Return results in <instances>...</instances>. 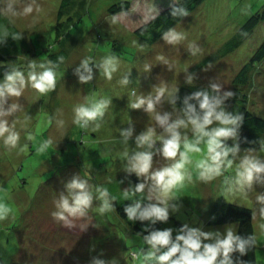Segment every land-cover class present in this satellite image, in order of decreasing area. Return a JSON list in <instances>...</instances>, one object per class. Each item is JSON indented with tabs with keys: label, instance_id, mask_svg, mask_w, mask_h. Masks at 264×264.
Wrapping results in <instances>:
<instances>
[{
	"label": "rangeland",
	"instance_id": "rangeland-1",
	"mask_svg": "<svg viewBox=\"0 0 264 264\" xmlns=\"http://www.w3.org/2000/svg\"><path fill=\"white\" fill-rule=\"evenodd\" d=\"M61 1L35 0L40 5V11L37 13L34 10L28 16L0 14L23 32L24 38L37 52L36 57L22 53L18 55V60L11 59L14 66L26 69L28 61L33 59L46 62L51 60V52L61 49V35L58 37L57 32ZM118 1L86 0L83 4L80 0H73L64 17L66 19L69 14L73 17V23H69L67 30L70 35L66 37L72 49L57 68L55 89L39 94L37 90L26 87L21 97L9 98L8 104L19 102L22 105L15 117L9 119L18 117L24 123L25 116L28 117V128L21 130L20 144H29V149L27 152H20L19 148L8 149L0 139V198L12 209L6 219L0 220V259L5 264L13 259L29 264H91L94 257L116 258L119 264H138L131 253L147 247L143 244V236L133 233L115 210L100 214L99 201H94L85 217L73 218L70 224L57 221L52 216L55 200L65 190V182L76 174L87 175L94 188L120 174L112 176L109 172H125L119 154L125 147L132 151L136 146L135 135L155 125L150 113L130 108V100L134 99L133 90L136 95H147L161 83L178 88L183 84L210 86L215 82L222 86V91H231L239 68L264 42L263 21L225 57L201 65L203 59L219 50L251 14L264 9V0H205L175 26L186 34V39L168 44L162 37L153 45L137 37L121 22L110 23L113 14L108 12V7ZM131 1L133 10L130 17L134 25L148 21L163 5L162 0ZM29 2L32 0H14L19 9ZM193 42L199 46L196 55L189 50ZM109 54L116 55L120 62L111 80L97 67V62ZM159 55H163L168 63L159 61ZM88 56L95 60L90 65L93 79L83 83L77 69L80 68V61ZM146 63L152 66L150 71H145ZM186 74H193L192 83L186 80ZM124 76L129 80L126 86L119 83ZM254 76L251 107L264 116V62ZM103 97L112 99L103 119L92 122L87 129L73 122L76 105L86 103L89 98ZM158 110L172 112L173 106L165 99ZM58 119L64 121L63 127H57ZM50 120L52 123H49ZM96 123L100 124L99 128L95 127ZM130 127L135 129L134 136L125 146L120 129ZM26 131L35 135L36 140H27ZM157 131L162 129L157 126ZM49 137L53 138L54 144L47 152L37 153L34 145ZM156 146L159 147L160 142ZM249 148L241 147V154ZM256 150V154L264 158V151ZM165 162L162 156L154 157V167ZM192 176V181L186 182L178 193L176 202L180 204L179 210L170 215L205 231H224L228 226L237 231V222L208 224L211 214L220 211L227 202L249 206L256 212L259 205L255 197L258 192L264 193V185L256 184L247 198L236 194L228 200L221 195L222 177L201 181L194 167ZM254 227L257 264H264V219L258 212L254 215ZM166 228L174 230L170 223L163 229Z\"/></svg>",
	"mask_w": 264,
	"mask_h": 264
},
{
	"label": "clouds",
	"instance_id": "clouds-1",
	"mask_svg": "<svg viewBox=\"0 0 264 264\" xmlns=\"http://www.w3.org/2000/svg\"><path fill=\"white\" fill-rule=\"evenodd\" d=\"M34 10L38 13L40 5L32 2L26 3L22 9L15 6L14 0H0V14L10 17L28 16ZM127 11L111 15L110 23L117 24ZM171 14L174 17L187 16L189 13L184 7L173 5ZM20 40L21 31H13L8 26L0 24V44L5 43L8 37ZM163 39L168 44H176L186 39L184 32L176 27L163 33ZM192 55L199 52V46L194 42L189 45ZM65 57L60 56V62ZM157 59L168 63L163 55ZM95 61L88 56L80 61L77 69L80 81L87 83L93 79L91 63ZM119 58L114 54L105 55L97 62L102 74L108 79L119 69ZM59 63L52 60L38 62L29 60L26 69L9 65L0 79V139L8 149L19 148L20 152H27L29 144H20L21 130H26L28 117L22 123L15 114L21 110L19 102L8 104L10 97H21L26 87L37 90L39 94H46L55 89L57 82V68ZM145 71H150V64L144 65ZM83 69V71H80ZM87 73V74H85ZM187 73V72H186ZM193 74H186L189 83L193 81ZM119 83L128 85L129 80L124 76ZM179 89L161 83L153 87L147 94L136 95L130 100L131 109H143L150 113L155 125L148 126L139 135H135V148L129 151L127 147L119 155L123 170L129 174L135 173L142 178L134 186L124 188L121 192L123 200H131L124 211L130 221H148L151 225L157 222H167L170 213L180 208L178 193L191 182L192 167L196 170L198 179L208 182L222 177L221 195L229 200L236 194L247 198L250 190L256 184L264 185V158L256 154L257 150L249 148L241 154L239 143V130L244 120L242 113L229 111L226 101L233 95L232 91H222L219 83H210L209 88L198 90L183 99V107L176 110ZM167 100L173 106V111H160L158 106ZM112 99L89 98L86 103H80L73 109V122L80 128L87 129L92 122H97L105 116ZM49 123H52L50 120ZM19 125V127H18ZM57 127H63L62 119L56 120ZM157 126L162 131H157ZM96 128L100 127L96 123ZM135 129L130 127L120 129L123 143L128 145L134 136ZM26 139L35 141L31 132H25ZM233 143L229 144L228 141ZM157 142L160 146L157 147ZM260 151H264V138L260 141ZM54 144L49 137L34 145L37 153H45ZM162 156L165 163L154 167V157ZM231 172L232 174H227ZM65 190L59 193L55 200V210L51 213L57 221L70 224L73 218L85 217L94 201H99L100 214L110 213L115 209L117 196L109 188L97 185L93 188L87 175L76 174L65 182ZM2 191V189H0ZM139 197V198H137ZM256 202L259 205L253 215L264 219V193L258 192ZM12 211L9 204L0 198V220L6 219ZM149 225H145L147 229ZM173 229L153 228L143 235L141 247L131 253L138 264H246L241 258L257 244L256 236L251 234L242 236L233 226L224 231H205L201 227L183 224L175 237ZM239 257L234 258V253ZM91 264H119V260L94 257Z\"/></svg>",
	"mask_w": 264,
	"mask_h": 264
},
{
	"label": "trees",
	"instance_id": "trees-1",
	"mask_svg": "<svg viewBox=\"0 0 264 264\" xmlns=\"http://www.w3.org/2000/svg\"><path fill=\"white\" fill-rule=\"evenodd\" d=\"M86 0H80V3L85 4ZM162 8L153 15L148 21L140 24L134 25L132 23L130 14L133 10V1L131 0H120L111 4L108 7V12L111 14H117L122 10L127 11L126 15H123L120 22L125 25L133 34L141 38L148 44H154L163 37V33L170 28H174L178 23L182 22L192 11L197 9L205 0H162ZM73 0H62L58 11V37L61 35L59 42L61 49L57 52H51L49 54L50 59L60 64V56L67 57L70 52L71 44L67 42L66 37L69 34L67 32L69 28V23H73V17L71 14L67 16L66 13L70 8ZM173 5L177 7H184L188 11L187 16L174 17L171 14ZM264 21V9L258 11L255 14H251L245 22L240 26L236 33L229 38L223 46L206 56L203 59L201 65L215 62L221 57H225L227 53H230L237 47H239L244 40L250 36L259 26L261 22ZM0 24L8 26L13 31H19V29L12 23H9L4 17H0ZM66 27V28H65ZM99 35V34H98ZM26 53L34 57L37 56L36 49L28 43V41L22 36L20 40L13 39L11 36L8 37L5 43L0 44V79L4 77V73L8 70L9 65H13L11 59L18 60V55ZM41 60V58L39 57ZM43 60V59H42ZM264 62V42H262L255 52L252 54L250 59H248L236 73L232 92L233 95L226 101V106L229 111L242 113L244 116L243 123L239 130V143L241 147H250L255 149H260V139L264 138V116L257 114L251 107V90L255 86V73L258 71L260 65ZM199 65V66H201ZM254 73V75H253ZM209 88L206 84H183L178 87V100L177 107H183V99L185 96L192 94L195 91ZM229 144L233 141L230 139ZM107 175V174H106ZM115 175V174H114ZM126 178V180H125ZM142 178L137 177L135 173H124L118 174L114 178L106 179L101 185L109 188L110 192L117 196L118 199L115 203V211L122 218L127 225L131 227V231L136 234L146 235L148 231L153 228L163 229L168 223L174 226L173 236L177 234L179 228L185 224L184 222L177 219L175 216L170 215L167 222H157L155 225H151L148 221H130L124 211L127 204H130L131 200H123L121 197V192L124 186H134L139 183ZM139 198V197H137ZM254 211L251 207L239 204L236 202H227L223 205L220 211L211 214L208 224L211 225H224L233 222H237V233L242 236L255 235L254 227ZM145 225H149L146 229ZM175 229L177 232H175ZM257 244L249 250V252L241 257L246 264H257ZM240 254L234 253V258L239 257ZM0 264H5L0 259ZM8 264H29L28 262H21L19 260H12Z\"/></svg>",
	"mask_w": 264,
	"mask_h": 264
},
{
	"label": "crops",
	"instance_id": "crops-1",
	"mask_svg": "<svg viewBox=\"0 0 264 264\" xmlns=\"http://www.w3.org/2000/svg\"><path fill=\"white\" fill-rule=\"evenodd\" d=\"M122 170H123V169H122ZM51 171H52V169H51ZM116 173L124 174V173H126V172H119V171H118V172H115V173H113V172H109V174L112 175V176H114V174H116Z\"/></svg>",
	"mask_w": 264,
	"mask_h": 264
}]
</instances>
